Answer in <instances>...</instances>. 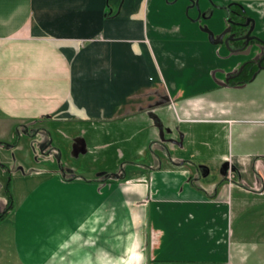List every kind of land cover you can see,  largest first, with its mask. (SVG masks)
I'll use <instances>...</instances> for the list:
<instances>
[{"label":"crops","instance_id":"0c3cea01","mask_svg":"<svg viewBox=\"0 0 264 264\" xmlns=\"http://www.w3.org/2000/svg\"><path fill=\"white\" fill-rule=\"evenodd\" d=\"M107 130L123 192L42 175ZM8 179L0 264H264V0H0V213Z\"/></svg>","mask_w":264,"mask_h":264},{"label":"rangeland","instance_id":"374dc122","mask_svg":"<svg viewBox=\"0 0 264 264\" xmlns=\"http://www.w3.org/2000/svg\"><path fill=\"white\" fill-rule=\"evenodd\" d=\"M47 122V121H46ZM99 136V140H100V149L102 150L101 152L103 153V151L106 149V145H107V149L106 150V154L109 153L108 158H107V162L105 163L104 167H96L93 168V172H85V173H79V171L81 170H91V168H86V167H78L75 164L77 163L75 161V155H72V158L70 157L68 160H65L66 165L63 164H59V156H55V153H53L52 151L50 152V165L51 167L54 166V163L56 161L57 164V168L56 171L53 172L48 171L47 169L42 170V175H63L64 177H66V179H83V180H95V179H99L100 181L104 182L105 185V192H106V197L107 195H111L113 193H121L124 191V187L128 185V183L126 181H124V174H123V169L124 167H126L128 164H123L121 168H116L113 163H116V157L120 155L119 153V149H118V144H117V138L114 136V133L112 130L110 131H100V134H98ZM176 141V140H175ZM22 142L25 143V140H22ZM85 141L83 140V143ZM32 143H37V140L34 142H30V144ZM83 143H81L82 148H86V145H83ZM104 144V145H102ZM22 145H25L22 143ZM33 145V144H32ZM34 146V145H33ZM103 147V149H102ZM22 149V148H21ZM23 150V149H22ZM22 150L17 151V150H11L8 152V154L6 155V159L4 161V164L8 167V169L11 172L12 176H15L17 173L20 172V169L17 170V166L20 165V161L23 159L21 154H22ZM45 154L48 153L45 150L43 151ZM84 153V151L82 152ZM24 154V153H23ZM49 154V153H48ZM46 154V156L48 155ZM25 155V154H24ZM26 158H27V152H26ZM22 158V159H21ZM44 158V157H43ZM42 159V158H41ZM46 158H44L45 160ZM49 159V158H47ZM46 159V160H47ZM42 159V163L41 166L46 165V163L49 161L47 160V162H43L44 161ZM69 161V162H68ZM64 165V166H63ZM78 165V164H77ZM44 168V167H41ZM120 194H117L115 196H118ZM113 202H111L112 204ZM118 203V202H115ZM109 207L106 208V214H110L112 212H114L112 209H108ZM116 211H120V214H123L121 208H115ZM118 219V217H116ZM121 218L124 219V214L123 216H121ZM106 219V223H111V221H109V218H107V216L105 217ZM108 220V221H107Z\"/></svg>","mask_w":264,"mask_h":264},{"label":"trees","instance_id":"16d2710c","mask_svg":"<svg viewBox=\"0 0 264 264\" xmlns=\"http://www.w3.org/2000/svg\"><path fill=\"white\" fill-rule=\"evenodd\" d=\"M238 9L241 11V14L245 16L243 13V10L241 8H238ZM249 68H250V65L246 64L244 66V69L241 71V73L238 76L234 77V79L232 80V83L250 80L255 70H251L249 71V73H247L246 70H248ZM5 193L7 197V203H6L4 210L0 213V222L5 220L6 217L10 214V212L14 208V200H13V196L10 190V179H8V181L6 182Z\"/></svg>","mask_w":264,"mask_h":264},{"label":"flooded vegetation","instance_id":"af4514ba","mask_svg":"<svg viewBox=\"0 0 264 264\" xmlns=\"http://www.w3.org/2000/svg\"><path fill=\"white\" fill-rule=\"evenodd\" d=\"M233 10H234V13L236 15H232L231 19H230L234 23V24L230 25L231 33L234 34V37H238L239 35L245 36L246 33L249 31V29L252 25V22H250L248 26H244L249 18H247L246 14L244 12L243 13L245 16H243L241 14V11L238 8H235ZM251 34H252V32H251ZM251 34H250V36H252ZM240 43L242 44V41ZM240 73H241V71H240ZM238 75H236V76H238Z\"/></svg>","mask_w":264,"mask_h":264},{"label":"water","instance_id":"95a60500","mask_svg":"<svg viewBox=\"0 0 264 264\" xmlns=\"http://www.w3.org/2000/svg\"><path fill=\"white\" fill-rule=\"evenodd\" d=\"M250 22H252V20L248 19L247 22H246V24H245L244 26H248ZM230 24L232 25V24H234V23L230 20ZM252 30H253V25H251L249 31L246 33L245 36L235 38L234 35H233V38H231V39H232L233 41H242V42H244V43H243V48H245V47L248 45V43H249L252 39H254V37L250 36ZM231 39H230V38L227 39V40L225 41V43L227 44ZM261 61H262L261 59L257 61L256 64L258 65V67H260V65H261ZM251 63H253V62H251ZM243 67H244V65L241 67L240 71L243 69Z\"/></svg>","mask_w":264,"mask_h":264}]
</instances>
